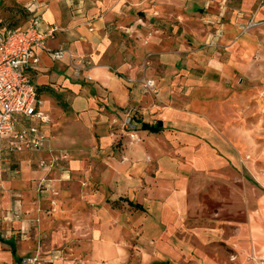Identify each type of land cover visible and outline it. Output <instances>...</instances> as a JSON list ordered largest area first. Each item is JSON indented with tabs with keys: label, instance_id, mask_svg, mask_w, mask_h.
<instances>
[{
	"label": "rangeland",
	"instance_id": "1",
	"mask_svg": "<svg viewBox=\"0 0 264 264\" xmlns=\"http://www.w3.org/2000/svg\"><path fill=\"white\" fill-rule=\"evenodd\" d=\"M159 1L143 11L145 32L113 22L108 35L105 68L140 105L111 106L84 129L62 99L41 97L57 122L46 155L18 158L0 144V234L15 237L21 264H264V0ZM32 2L0 0V28L37 18ZM82 58V74L97 65ZM159 121L160 134L142 129ZM53 157L52 168L39 166ZM75 160L86 172L126 168L145 185L179 182L183 213L173 210V193L135 190L129 196L145 213L121 204L103 225L92 210L74 221L62 193L74 182L100 186L73 174ZM121 183L109 184L117 199L125 196ZM8 249H0V264H17Z\"/></svg>",
	"mask_w": 264,
	"mask_h": 264
},
{
	"label": "crops",
	"instance_id": "2",
	"mask_svg": "<svg viewBox=\"0 0 264 264\" xmlns=\"http://www.w3.org/2000/svg\"><path fill=\"white\" fill-rule=\"evenodd\" d=\"M149 1L150 0H33L28 10L39 18L40 31L45 33L51 29H56L54 37L48 39L46 42L49 50L71 51L76 56L90 58L91 63H97V65L93 64V67L92 65L87 67V71L77 76L68 57L60 61H54L50 58L48 53L40 49H35L40 63L38 67L31 72V79L37 89L38 98L41 102L40 110L51 119L49 124L43 126V130L49 138L47 150L52 146V131L57 122L56 119L53 118V104H47L45 99L41 101V97L47 99L52 95L58 99H62L61 106L65 109L66 114L71 113L80 116L81 124L84 129H87V125L91 124L93 116L97 113H101L105 110L111 112V106L115 110L117 109L121 112L128 106L140 105V102H136L138 99L134 96L132 91L127 92L121 89L120 83L117 81L116 77L111 71L105 68L108 62H104V59L111 45L108 35L113 33V22H116L115 24L117 25L128 24V30L133 33L140 34L145 32L148 24L146 23L147 15L143 11H145V9L147 10ZM156 2L158 3L160 1L156 0ZM29 23L30 22L21 27H1L0 35L4 34L9 29L24 30L28 27ZM86 76L92 78L91 83H94L93 86L85 79ZM60 92L70 94V100L64 101ZM101 98H106L105 104L103 105L97 101V99ZM98 120L101 121L100 119ZM55 129L56 127L54 130ZM149 133L151 135H157L161 132ZM78 140L79 138H76L74 144H77ZM47 150L41 152L17 153L15 155H17L18 158H22L23 156L29 158V156L35 155L42 158L46 155ZM72 169L74 172L73 174L76 176L83 175V177H81L83 180L90 177L94 181L99 182L100 185H92V188L90 187L91 189H85L74 182L62 193V201L65 208L68 207L69 210H74L75 212L72 213L73 215L70 218L74 221H78L80 217H85V213L83 212L92 210V216H95V223H97L98 226L103 225L111 217V210H116L121 207V204H126L135 211L145 213L147 208L142 202H135L129 196L133 195L135 190L137 192L140 190L143 194L148 193L154 196L173 193V195L175 194V199L178 200V203L173 205V210L179 211L181 214L183 213L184 208L181 203L183 199V197H181L182 193L177 191L180 190L179 182L175 183L171 180H165L162 177H156L155 179L148 178L147 185H145V182H143L142 178L139 176L140 174L138 176L134 174L135 176H133V172H125L126 168H124L123 174L121 175H113L112 172L108 170L82 171L81 169H83V167L79 160L72 162ZM87 175L89 176L87 177ZM112 178L114 179V183ZM118 178L122 180L121 184L125 191V196H119L117 199L114 188H110L109 184L110 181H112V186H117L116 181ZM110 190L113 191V193ZM71 193L75 195L72 199L76 200L75 205L77 206L72 209H70L69 205L71 202L70 200H72L70 198L71 196H69ZM108 194L112 197H107ZM88 196L91 198V204H89L90 202H86ZM109 201H113L119 206L111 207ZM132 204H137L141 208H134L131 206ZM81 206L85 207V209ZM2 246H7L9 248L7 253L10 254L13 260H15V258L21 260L17 252V243L14 236L8 239L0 234V249ZM13 248L16 250L15 257L12 254ZM16 262L17 264L22 263V261Z\"/></svg>",
	"mask_w": 264,
	"mask_h": 264
},
{
	"label": "built area",
	"instance_id": "3",
	"mask_svg": "<svg viewBox=\"0 0 264 264\" xmlns=\"http://www.w3.org/2000/svg\"><path fill=\"white\" fill-rule=\"evenodd\" d=\"M55 32L51 29L42 33L37 17L24 30L9 29L0 35V144H6L11 152H41L49 143L43 126L51 119L40 110L41 102L31 79V72L40 63L35 49L48 53L54 61L68 57L77 76L88 64L71 51L49 50L46 42ZM145 87L152 89L154 83L146 82ZM55 161L54 157L43 159L39 166L52 168Z\"/></svg>",
	"mask_w": 264,
	"mask_h": 264
},
{
	"label": "trees",
	"instance_id": "4",
	"mask_svg": "<svg viewBox=\"0 0 264 264\" xmlns=\"http://www.w3.org/2000/svg\"><path fill=\"white\" fill-rule=\"evenodd\" d=\"M142 129L145 130V131H149L151 133H160V132L163 131L164 128H163L162 123L159 122L158 124H155V125L143 124ZM131 206L134 207V208H137V209H140L141 208L137 204H132ZM15 253H16V250L13 248L12 254H13L14 257H15ZM15 260L16 261H21L20 259H16V258H15Z\"/></svg>",
	"mask_w": 264,
	"mask_h": 264
}]
</instances>
